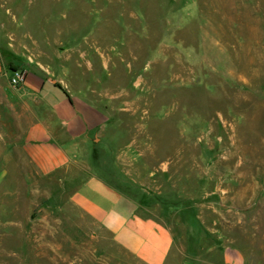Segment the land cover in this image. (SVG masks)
I'll use <instances>...</instances> for the list:
<instances>
[{"label": "rangeland", "instance_id": "obj_1", "mask_svg": "<svg viewBox=\"0 0 264 264\" xmlns=\"http://www.w3.org/2000/svg\"><path fill=\"white\" fill-rule=\"evenodd\" d=\"M0 58L105 113L96 164L134 199L264 264V0H0ZM26 191L0 195V264H141L67 192Z\"/></svg>", "mask_w": 264, "mask_h": 264}, {"label": "crops", "instance_id": "obj_2", "mask_svg": "<svg viewBox=\"0 0 264 264\" xmlns=\"http://www.w3.org/2000/svg\"><path fill=\"white\" fill-rule=\"evenodd\" d=\"M1 72V196L21 195L24 189L36 195L40 188L54 197L67 192L71 206L107 229L141 264H246L243 251L205 222L201 227L199 216L181 217L182 210L162 212L136 200L134 179L119 168L114 179L98 168L95 143L106 115L65 81L32 70L16 89L12 70L9 76Z\"/></svg>", "mask_w": 264, "mask_h": 264}, {"label": "built area", "instance_id": "obj_3", "mask_svg": "<svg viewBox=\"0 0 264 264\" xmlns=\"http://www.w3.org/2000/svg\"><path fill=\"white\" fill-rule=\"evenodd\" d=\"M27 73L21 69L12 70L10 83L12 87L18 89L26 82Z\"/></svg>", "mask_w": 264, "mask_h": 264}, {"label": "water", "instance_id": "obj_4", "mask_svg": "<svg viewBox=\"0 0 264 264\" xmlns=\"http://www.w3.org/2000/svg\"><path fill=\"white\" fill-rule=\"evenodd\" d=\"M2 69H3V63H2V60L0 58V72L2 71ZM97 141H98V139H97Z\"/></svg>", "mask_w": 264, "mask_h": 264}, {"label": "trees", "instance_id": "obj_5", "mask_svg": "<svg viewBox=\"0 0 264 264\" xmlns=\"http://www.w3.org/2000/svg\"><path fill=\"white\" fill-rule=\"evenodd\" d=\"M12 70H16V69L14 68V69H12Z\"/></svg>", "mask_w": 264, "mask_h": 264}]
</instances>
